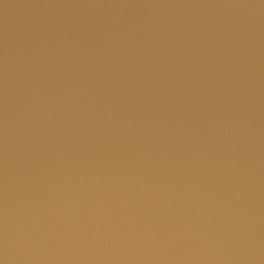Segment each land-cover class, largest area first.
<instances>
[{
	"label": "water",
	"instance_id": "water-1",
	"mask_svg": "<svg viewBox=\"0 0 264 264\" xmlns=\"http://www.w3.org/2000/svg\"><path fill=\"white\" fill-rule=\"evenodd\" d=\"M0 264H264V0H0Z\"/></svg>",
	"mask_w": 264,
	"mask_h": 264
}]
</instances>
